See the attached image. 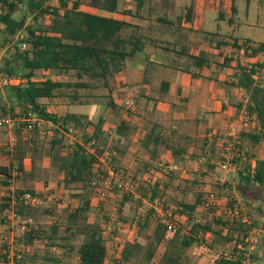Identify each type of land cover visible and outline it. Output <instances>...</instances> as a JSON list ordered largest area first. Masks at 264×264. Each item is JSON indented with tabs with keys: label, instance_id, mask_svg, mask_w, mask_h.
I'll return each instance as SVG.
<instances>
[{
	"label": "trees",
	"instance_id": "trees-1",
	"mask_svg": "<svg viewBox=\"0 0 264 264\" xmlns=\"http://www.w3.org/2000/svg\"><path fill=\"white\" fill-rule=\"evenodd\" d=\"M119 1L101 0L100 8L114 12L117 10ZM123 1H130L132 10L127 9L123 4L121 13L133 15L134 11H139L148 0ZM234 2L235 0H231L232 12H235ZM80 4V0H0V49L10 44L8 55L0 63V74L9 78L4 85V92L10 105L6 107L5 103L0 104V116L32 112L43 121L54 124L55 127H50L53 137L49 154L59 159L58 169L62 174V179L58 181V184H63L65 191L69 194L81 196L80 205L65 215L63 229H59V225L53 223L50 226V234H47L45 230L35 226L21 234V238L14 237L15 243L20 245L21 242L30 243L33 238H38V240L46 238L50 241L49 245L60 247L61 258L68 255L75 257L77 264H105L110 250L101 233L104 227H101L95 221L96 219H92L91 198L87 194L91 181L101 172L96 156L104 150V147L98 144L105 134L102 119L98 118L96 122H92L85 115L73 113L58 115L50 112L41 100L56 98L60 96V90L71 88L73 94L68 97L79 104L81 96L77 90L90 88L93 85L90 82L95 81L107 90L105 95L109 98L107 105L114 107L111 98L115 87L111 83L127 62L136 58L142 51L143 42L135 34L125 35L128 23L117 18L86 12L80 9ZM223 13L224 9L220 4L218 18L222 19ZM185 18L190 19L189 13H186ZM232 40L229 44L219 42V45H230L231 48L242 50L246 58L264 54V42H258L252 46L248 39L240 43L236 38ZM187 60L199 70L210 63L203 53L198 56L188 55ZM223 60L225 66L231 61H236L231 72L235 82L231 85L243 89L248 94L246 112L254 115L257 123L254 130L238 133V143L232 142V137L226 134L222 136L218 133L215 136L224 139L218 162H225L230 156L229 162L235 168L234 177L229 182L212 184L213 189L227 191V206L210 204L208 211L211 217L207 218L206 214L200 217L197 211L204 200L203 192H197L193 200L167 198L169 188L183 189L182 186L180 188V184L186 179L180 175L178 169L164 173L166 179L162 182L155 181L152 185L146 184L144 179L151 175L152 170L163 172L159 163L153 166L154 161L157 162L159 159L163 147L170 149L172 159L179 160L181 153H185L186 146L178 143L173 145L172 141L169 145V138L171 139V135L176 133L171 131L165 142L161 125L148 117L144 118L149 124V126L146 125V134L140 140L145 157L139 165H136L131 175L133 181L128 178L132 185H136V191L122 190L116 207L117 220L122 222V212L126 209L136 210L135 204L139 203L140 197L148 195L151 199H158L164 208L168 207L173 213L181 215L185 221L182 230H178L173 238L165 239V225L153 220V233L146 249L145 264L151 262L159 247L163 250L157 264H189L186 253L196 244H203L218 251L219 256L213 264H242L241 253L245 252L244 248L249 244V232L256 226L257 218L253 214L264 211V198L260 199L264 196V161L248 154V150L250 151L264 138V77L255 79L258 70L263 68V65L259 62L241 64L232 57H223ZM38 71L49 72L53 76L38 78L36 76ZM190 74L199 76L198 72ZM70 76L76 78L66 79ZM165 88L166 84L162 89L165 90ZM150 100L151 98L144 92L140 93L138 104L142 107V112L137 113L140 117L143 113L146 115L150 112ZM127 115L131 116L129 111ZM58 122L61 124L59 127ZM24 127V123H20L14 129L16 143L13 153L16 158V170L11 163L0 164V187H5L11 179L20 178L16 173L24 171V154L36 151L35 146L38 141L34 133L32 136L21 137ZM37 127L38 125L34 130ZM67 127L74 128L75 134L81 137V143L75 140L71 145L60 147L64 136L61 130L69 131ZM89 128H91L90 132H85V129ZM128 132L127 121L118 124L112 136V147L109 149L115 150L117 154L118 145ZM213 144L209 141L203 145L201 150L203 154L209 155L204 157V165L210 171L215 168ZM85 146L92 148V151H88ZM203 154L199 157H203ZM116 157L114 159H117ZM190 157H195L194 152L190 153ZM113 166L115 169L121 168L125 175L126 171L123 167ZM128 179L125 178L126 181ZM175 179L177 183L174 185ZM141 180L142 182L144 180L146 187H150L147 188L148 190L137 187ZM189 183L198 182L188 181V185ZM27 190L31 191V189ZM181 191V194H187V191ZM235 193L244 201L245 221L224 213V207L231 208L235 202ZM136 196H139V199H136ZM8 201V196L0 198V222L10 220L8 215H1L4 211H9ZM13 210L22 219L32 215L33 209L27 205H16ZM47 213L53 214V208ZM149 223V217L146 215L139 217L138 226L140 228L144 229ZM116 229L115 233L118 232ZM78 236H81L79 242L76 241ZM139 247L140 244L137 241L124 242L120 252H114V258L115 260L119 258V261L124 264L129 263ZM24 250L25 248L22 251ZM22 251H14L15 257L17 254L21 256ZM1 256L7 259V255ZM20 261L19 264H32L28 261L24 262L23 259ZM48 262L58 264L60 259L45 253L33 264H48Z\"/></svg>",
	"mask_w": 264,
	"mask_h": 264
},
{
	"label": "rangeland",
	"instance_id": "rangeland-1",
	"mask_svg": "<svg viewBox=\"0 0 264 264\" xmlns=\"http://www.w3.org/2000/svg\"><path fill=\"white\" fill-rule=\"evenodd\" d=\"M100 0H81V8L87 11H95L96 8L99 7L97 3ZM180 1V0H178ZM181 1H187V0H181ZM216 1V0H214ZM263 1V3L261 2ZM239 2H244V0H239ZM260 4V12L264 11V0H259ZM216 3V2H215ZM211 12H213L214 15H216V9H212ZM152 15V14H151ZM147 32V31H146ZM150 33V32H147ZM230 34V33H228ZM243 36V35H242ZM161 38H166L162 36ZM169 38V36H167ZM167 40H171L167 39ZM260 41H264V35ZM214 41L213 37H211V40L207 41L210 44H212ZM154 44H161L165 45V43H162V40H157L154 42ZM10 44H8L5 48L0 49V63L4 57H6L9 53ZM167 46V45H166ZM170 48V45L167 46ZM224 48V46H221L220 49ZM226 53H230L231 49L228 48L225 50ZM234 51V50H233ZM165 53L164 60L169 65H175L184 67L189 65V60H181L178 55H174L170 50H164L162 51ZM217 52H213L212 56L210 55L211 59L214 61L219 59V56L216 54ZM221 53V52H220ZM235 58L241 60L243 64H247L246 62L252 61L250 58L244 57L242 54H238ZM145 61V67L149 70L148 72L142 73V77L144 76V81L142 80H135V78L131 77L130 79L128 77L124 78L127 73L121 72L115 75L113 82L111 85L115 87V90L112 92V102L114 104V107H110L107 105V101L109 98H107L105 95L107 93V90L103 88L99 83L95 81H91L92 87L90 88H84L77 90V93L80 95H83V97H80V103H75L71 101V99L68 97V95L73 94V89H62L60 90V96L47 100L42 99L41 103L45 104L47 106V109L52 113H57L60 115H64V113L69 112L76 115H85L87 118H90V121L96 122L98 118L102 119L103 122V128L105 129V134L103 135V138H101L98 141L99 146H103L105 149L112 147V136L115 132V129L117 128L118 124H120L123 121H127V124L129 125V131H131V136L127 137L129 139V142L122 141V144L129 145V148L124 150L122 148H119L118 153L114 157L117 159H114L112 157V165H119L120 167H123L125 169V175H122L120 178V181H123L125 178L131 179V175L133 174L136 165H139L142 159H144L145 155L143 154V149L141 146V136L144 130H146V125L149 126V124L145 121L144 118L148 117L152 121L157 122L159 125H161L162 131H163V138L166 142V139H168L167 133L169 131L173 130L174 136L172 138H169V145L171 144H180L185 145V153H181L178 159H172L171 151L170 149H166L163 147L160 152V157L156 161H154L153 166L156 163H159L160 165L163 164L164 166L170 165V164H176V168L180 172V175L186 179V181H183L182 184H180V188L182 186L184 191H187V194H181V190L172 189L169 188L167 190V198H176L177 200L186 198L187 200H193L197 194V192L205 189L206 191H209L213 193L212 201L213 203H217L216 205H226L228 203V195H226V192H224L221 189H213L212 184L216 183H225L229 182L231 178L235 174V168H233L232 165H229L226 168H222L219 166V155L222 152V145H224V139L222 137H215L218 135V133H221L220 135L223 136V134L231 135L230 132L234 133L239 131L242 128L250 129V119L249 114L246 112V105H247V99L248 94L243 89H238L236 86L229 85L227 86L228 90L237 91V95H232V99H230V103L225 106L226 108V115L227 119L226 121L219 120V119H212V120H204L202 116L200 118L191 119L186 118L185 113V101L183 100H177L175 103L172 101L173 96H169L166 94H163L158 89V85L160 80L163 77H166V73L161 72H155L152 71L149 68L147 57L144 56L142 58ZM260 61V60H259ZM231 63V62H230ZM188 67V66H187ZM262 69V68H261ZM259 69L257 76H255V79H263L264 76H262V70ZM211 74L218 75V71L216 72H210ZM170 74V73H169ZM264 75V74H263ZM36 76L38 78H44L48 76H53L49 72L44 71H38L36 73ZM214 76V75H212ZM232 77V76H231ZM76 77L70 76L66 77V79H75ZM8 76H4L3 74H0V104L5 103L6 107H9V103L5 98V92H4V85L8 82ZM234 80V78H233ZM235 82V81H234ZM152 84V86H151ZM220 87H223L224 85L218 84ZM141 86L144 88L148 86L149 90H146V94L149 95L153 101H150L151 108H149V113L142 115H138L137 113L142 112V107L139 106L138 102L140 99V88ZM234 91V90H233ZM133 97L136 101V107L134 110L129 111L131 114L130 117L127 115V111L123 103L124 101L129 98ZM170 116L174 118V121L171 122L169 120ZM241 116V120H240ZM253 118V117H250ZM237 124V125H236ZM50 127H54V124L47 123L45 121H40L38 123V127L36 130H26L25 128L21 132V137L24 136H32L34 133V136L37 139L36 144V151L32 153H26L24 154V171L23 172H17L20 176V178H14L12 185L14 188L19 190H42L43 187L49 186L51 189L54 190L57 194H59V198L56 202H59V205H56V203H48L47 205L41 206V207H32V215H30L33 219L34 226L40 227L42 230H45L47 234H50V226L53 223H57L59 225V229H63L65 226V215L67 212L72 211V209L76 208L80 205L81 202V196H74L69 194L67 191H65V188L63 184H58V181L62 179V174L59 171V159L57 156H52L50 153V147H51V139L53 137L52 133L50 132ZM56 129V128H55ZM61 129V128H60ZM91 128L85 129V132H90ZM255 129V128H254ZM253 129V130H254ZM252 130V129H251ZM250 130V131H251ZM63 143L62 145L72 144L75 140L81 143V137L77 136L74 132V128L72 130L63 131ZM78 133H81V131H78ZM208 132V138H210V143H214L215 153H214V159L213 163L215 165L214 170H209L204 165V157L209 156L208 154L202 153V148L204 144H207L206 141H203L202 137L204 134ZM183 134V135H182ZM197 134V138H193L192 135ZM179 135V137H177ZM185 136V137H184ZM233 136V135H231ZM16 138L14 130L9 129L7 127H0V164H13L14 170H16V158L13 153V148L16 143V141H12L11 138ZM143 137V136H142ZM174 137V139H173ZM211 137H215L214 139H211ZM173 139V140H172ZM208 141V143H209ZM146 142V140H145ZM103 144V145H102ZM147 144V143H146ZM177 144V145H178ZM176 145V146H177ZM175 146V147H176ZM119 147V146H118ZM205 148V147H204ZM63 152H65V149L62 148ZM194 152L195 157H190V153ZM204 155L203 157H199V155ZM249 155H253L254 158L257 159H264V138L262 141L256 145L255 147L251 148L250 151L248 150ZM198 156V157H197ZM157 165V164H156ZM155 165V166H156ZM152 168V167H150ZM174 169V170H175ZM164 173H167L163 171L162 173L156 172L155 170L151 171V175L156 177V181H164L166 179ZM125 176V177H124ZM129 184H131V182ZM180 179V178H179ZM180 181H182L180 179ZM188 181H197L198 183H189ZM106 182H109V186L107 187V184H103L104 188L106 190V197L105 199H97L94 189L92 187H89L87 189V194L90 195V198L93 199L94 204H100L99 210L92 214V219H96L101 227H106L107 219L112 218V224H110V227L107 226V229L105 230V237L106 239L110 238L109 241V257L107 259L106 264H124L121 261L119 262V258L115 260V251H118L122 244L124 242H133L137 241L140 244L139 249L135 251V254L133 255L132 260L129 263L126 264H145V253L148 246V243L151 241V236L153 233V226L154 222L153 220H157L159 222V218L156 216V212L153 208H149L145 204L142 203L140 197L139 203L137 202L135 204V201L132 202L135 204L136 210L126 209L124 212H122L121 219H122V225L120 226V230L116 229L117 234L114 232L115 228L113 226L114 220L117 219L118 213L116 210V207L118 205V200L121 196L122 190L120 188H116V184L118 180L113 177H109L106 179ZM126 182V183H128ZM113 185H111V184ZM174 185L177 183V180H174ZM138 185V184H137ZM112 186V187H111ZM135 184L132 186L131 190L136 191ZM111 187V188H110ZM138 188H148L144 184V180L140 182V184L137 186ZM150 188V187H149ZM148 188V189H149ZM147 189V190H148ZM52 190V191H53ZM125 191V190H124ZM138 192V191H137ZM202 192V191H201ZM7 191L4 189H0V198L1 195H6ZM237 196L238 199L243 201L238 194H234ZM148 196V195H145ZM136 199H139V196H136ZM144 197V196H143ZM204 197H207L205 194ZM264 198V196L260 197V199ZM154 200V204H161L162 207L164 205L158 200V199H152ZM244 202V201H243ZM65 204L66 206H63ZM210 204H204L200 205L197 209L199 216L204 217L203 214H206V217L210 218L211 213L209 210ZM227 206V205H226ZM53 208V214H48L47 211L49 209ZM168 208V207H167ZM225 210L228 209L227 207H224ZM47 209V210H46ZM223 212H221L222 214ZM8 215L10 218V212L4 211L1 215ZM144 214L147 217H149V225L146 226L144 229L140 228L138 224H134L137 217H141ZM173 219L176 222L177 225V231L182 230V228L185 225V221L181 215L178 213H173ZM198 216V215H197ZM198 216V217H199ZM257 218L256 226L253 230V232L250 234V239H252L249 244L244 248L245 252L241 253V261L242 264H264L261 262H257L254 259V256H259V249L264 250V211L261 213L255 212L253 214ZM105 217L107 219L105 220ZM20 218V217H19ZM19 218H15L13 220V223L16 224L19 220ZM92 220V221H94ZM203 220V219H202ZM111 229V230H110ZM110 230V234L108 233ZM176 231V232H177ZM114 233V234H113ZM22 232L12 229V225L9 222L3 221L0 222V264L5 262L2 253L6 252L5 249H10V242L9 240H6V242H3V239L6 237H9L10 235H13L14 237L21 238ZM62 234V233H61ZM109 235L111 237H109ZM209 238V237H208ZM36 240V241H35ZM81 240V236H78L76 239L77 242ZM7 241L9 243H7ZM33 241H35L33 243ZM50 241L48 239H42L38 240V238H33V240L29 243L21 242L25 247V250L22 251L20 259H23V261H28L29 263H35V260L40 259L43 254L48 253L49 255H53L56 257H59L60 262L58 264H77V260L75 257H70L66 255L65 257L61 258V249L57 246H51L49 245ZM8 245H7V244ZM57 243H60V241H57ZM6 245V246H5ZM258 245V247H257ZM192 246L186 253L189 264H211V259L214 253L218 252L217 250H212L208 247H206L203 244H200V252L193 253L194 247ZM162 247H159L157 249V252L155 256L152 258L151 262L149 264H157L160 255L162 252ZM19 264V262H17ZM39 264V263H37ZM48 264H53L48 262Z\"/></svg>",
	"mask_w": 264,
	"mask_h": 264
},
{
	"label": "crops",
	"instance_id": "crops-1",
	"mask_svg": "<svg viewBox=\"0 0 264 264\" xmlns=\"http://www.w3.org/2000/svg\"><path fill=\"white\" fill-rule=\"evenodd\" d=\"M238 1L235 0L234 2L235 12L230 9L231 0H148L139 11H134L133 15L121 13L123 4L126 5L127 9L132 10L130 1L124 2L123 0L119 1L117 10L114 12L101 9V0L97 3L99 7H94L95 11L84 10L81 5L80 9L97 15L123 20L129 24L125 30V35L135 34L142 40V51L138 53L136 58L129 60L119 72L127 73L124 78L128 77L130 79L134 77L135 80L144 81L145 78L144 76L142 77V73L143 71L144 73L149 71L145 67V61L142 59L146 56L149 68L152 71L166 73V77H163L158 85L160 92L166 94V96H173L174 100L172 101L174 103L177 100L185 101L186 118L194 120L202 116L204 120L219 119L226 121L228 117L225 106L231 102L232 95L239 93L235 89L233 91L227 88L234 82L231 72L236 61H231L225 66L223 57L235 58L238 54L243 55V53L242 50L231 48L230 45H219V42H228L229 44L233 41L232 38L238 39V43L248 39L250 41L249 44L252 46L258 42H264L259 40L264 35V11L260 12L259 10V0H244V2L239 3ZM261 2L263 3V1ZM220 4L224 9L222 19L218 18V6ZM191 8L192 10H190ZM212 9H216V15L211 12ZM186 13L190 15L189 20L185 18ZM162 36L166 38H161ZM211 37L214 39L212 44L207 42L211 40ZM170 38L171 40H167ZM157 40H162L165 45L154 44ZM166 45H170V48ZM221 46H224V48L220 49ZM228 48L231 49L230 53L225 51ZM164 50H170L174 55H178L181 60H187L188 55L198 56L203 53L210 63L201 70L191 64L187 65L188 67L169 65L162 60L167 56L162 52ZM213 52H217L216 54L219 56L217 61H213L210 57ZM235 59L243 64L241 60ZM250 59L252 61L246 63H261L263 65L261 70L264 74V54H258ZM216 71H218V75L210 73ZM194 72H198L199 76L190 74ZM164 84H166L165 90L162 89ZM218 84L224 86L220 87ZM147 87L143 88L141 86L140 93H145L146 90H149ZM145 95L147 94L145 93ZM80 96L83 97L81 94ZM147 96L151 98L149 95ZM150 101H153V99L151 98ZM250 117L254 118L250 119V129L245 127L240 131L249 132L257 127L255 116L250 115ZM88 119L90 120V118ZM169 120L172 122L174 118L170 116ZM69 130H72V128ZM171 131L167 133L168 136ZM145 134L146 130H144L142 136ZM208 134H204L202 137L206 143L210 140ZM130 136L131 131L127 133V136L122 141L127 140L129 142L127 137ZM142 136L141 139L143 138ZM172 136L174 135H171V138ZM192 137L197 138V134H193ZM122 141L118 148L123 149L124 147V150L129 148V145L122 144ZM258 251L259 256H254V259L263 263L264 250L259 249Z\"/></svg>",
	"mask_w": 264,
	"mask_h": 264
},
{
	"label": "built area",
	"instance_id": "built-area-1",
	"mask_svg": "<svg viewBox=\"0 0 264 264\" xmlns=\"http://www.w3.org/2000/svg\"><path fill=\"white\" fill-rule=\"evenodd\" d=\"M65 1H72V0H65ZM123 106L128 111L134 110L136 107V101L133 97H129L124 101ZM247 118L248 119H254V118H250V115H249V117L247 116ZM40 121H43V120L32 112H28L27 114H22V115L16 113L13 116H11V115L0 116V127H7L9 129L14 130L18 124L24 123V125H25L24 128L26 130H33L35 128V126L38 125V123ZM59 125H61V124H59V122H58V127H59ZM54 127H55V125H54ZM71 127H72V125H71ZM67 128L70 129V127H67ZM230 134L233 135V136L229 135L230 137H232V142L238 143V140H237L238 132L237 131H235L234 133L230 132ZM11 140L16 141V138L15 137L11 138ZM85 148L88 151H92V148H90L89 146L85 147ZM109 148H106V149L104 148V150L99 155L96 156L101 172L98 173L95 176V178L91 181V187L94 189V191H95L94 194H96V198L99 200L105 199V197H106V190L107 189L104 188L103 184L106 183L107 187L109 186V182L108 183L106 182V179H108V176L116 178L118 180V182L116 184V188H120V189H123L125 191H131L132 192V190H131V188L133 186L132 184H129V182L126 181L125 179L123 181H120L119 177H121L123 175V170L121 168L115 169L114 166L112 165V157H114V155H115V150H113V149L110 150ZM229 159H231L230 156L227 157V160L225 162L219 163L220 164L219 166H221L222 168H226L228 166V164L231 165L229 162ZM263 161H264V159H263ZM161 166L163 168V171H165V172L174 170L176 168V164H170V165H166V166L161 164ZM144 180H145L146 184L152 185L157 179L153 175H148L147 177H145ZM12 182H13V179L9 180V183L5 187L4 186L0 187V189H2V190L5 189L7 191L6 195L2 194L1 197H3V196L9 197L8 203H9V212L11 215V217L9 219H10V223L12 225V229L14 228V229L22 232V234H23L24 232L29 231L31 228H33L34 222H33V219L31 216H28V217H25L22 219L19 218L18 215L13 210L14 207L16 205H23V206L27 205L30 207H38V206L41 207V206L47 205L48 203H56V205H59V202H56V201L58 200V198L60 196H59V194L54 192V190L51 189V187H49V186H45V187H43L42 190H38V191L37 190H31V191L18 190V189L13 187ZM126 182H128V183H126ZM111 185H113V184H111ZM201 191L204 193V196H205V194L207 195V197L203 198L204 200L202 201V205H204V204L216 205L217 204V203H213V201H212V196L214 195L213 193L206 191L205 189H203ZM141 201L143 204H145L149 208H153L156 212V216L159 218V222H161L165 225L164 238L165 239L173 238L176 231H177V225L173 219L172 211L168 208L162 207L161 204H157V205L154 204L155 201L152 200L149 196L142 197ZM63 206H66V205L63 204ZM99 206H100V204H98V203L94 204L93 199H91V207H90L91 215L99 210ZM244 210H245L244 202L241 201L240 199H238L237 196H235V202L233 203L232 207L224 210V213L228 216L238 217V218H241L243 221H245L246 217H245ZM17 217L19 218V220L16 221L17 222L16 224H14L13 220ZM111 220H112V218L107 220L106 227H104L103 231L101 232L103 239L106 241V246L108 248H109L108 245H109L110 238L106 239V237H105L106 231L105 230L107 229V226L110 227V224H112ZM138 223H139V217H137L134 224H138ZM121 225H122V222L116 219V220H114L112 227L117 228V230H120ZM110 230L108 232L109 234H110ZM252 232H253V230L251 232H249V242L252 240V239H250V234ZM110 235H109V237H111ZM6 240H9V242L11 244H10V249L8 246V248L5 249L6 252L2 253L4 255H7V259H5L4 260L5 262H3L2 264H17V262H21L20 261V255L17 254L16 255L17 257H15L14 251H16V250L22 251L28 245L27 246H23L22 244L17 245L15 243V238L13 235H10L9 237H6L5 239H3V242L4 241L6 242ZM35 241H33V243ZM9 242L7 241V243H9ZM200 248H201V246H199V245L195 246L193 249V253L200 252ZM109 250H110V248H109ZM120 250H121V248L117 252H120ZM224 255H227V254L224 253ZM218 256H219L218 252L213 254L212 259H211V264L214 263L215 259ZM106 262H107V260H106ZM106 262H105V264H106Z\"/></svg>",
	"mask_w": 264,
	"mask_h": 264
}]
</instances>
